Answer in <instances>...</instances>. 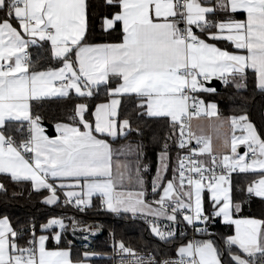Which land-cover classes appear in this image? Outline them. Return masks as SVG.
Wrapping results in <instances>:
<instances>
[{
	"label": "snow or ice",
	"instance_id": "snow-or-ice-1",
	"mask_svg": "<svg viewBox=\"0 0 264 264\" xmlns=\"http://www.w3.org/2000/svg\"><path fill=\"white\" fill-rule=\"evenodd\" d=\"M97 23L100 35L109 37L119 26L118 42H96ZM46 44L47 56L41 51ZM250 76L264 94V0H0V174L17 184L30 182L46 205L63 200L84 212L98 196L111 213L153 217L151 232L165 242L180 224L199 233H209L217 218L235 226L219 246L213 239L181 245L179 261L137 255L117 242L132 264H252L257 253L264 257V220L234 218L242 201L234 200L232 173H259L246 193L264 200V134L247 112L222 120L217 104L201 98L217 91L209 86L214 78L239 91L248 88ZM73 94L80 102L70 122L58 121L56 134H46L34 108ZM101 96L93 110L90 104ZM126 101L132 113L126 114ZM133 115L167 120L171 128L157 154L152 194L159 198L152 202L143 190L141 172L149 165L141 161L142 145L114 149L110 142L143 135ZM202 117L217 119L211 127L222 153H214L211 137L193 131V118ZM169 140L178 149L175 163ZM114 154L135 155L134 175L130 163L114 168ZM205 154L211 159H201ZM125 180L141 190L125 193ZM0 192L7 193L4 183ZM160 218L169 224L162 228ZM69 219L74 234L78 228L98 230ZM38 227L40 235L31 220L13 227L0 217V264H86L93 255L85 251L74 261L70 247H46L50 236L62 240L65 217Z\"/></svg>",
	"mask_w": 264,
	"mask_h": 264
},
{
	"label": "trees",
	"instance_id": "trees-1",
	"mask_svg": "<svg viewBox=\"0 0 264 264\" xmlns=\"http://www.w3.org/2000/svg\"><path fill=\"white\" fill-rule=\"evenodd\" d=\"M96 28V42L118 41L119 26H117V31L110 37L107 35H100L98 23ZM49 48L50 45L46 44L45 48L41 49L45 56L50 54L48 52ZM35 52L36 48L31 47V54L34 59ZM40 63H44V61H40ZM51 63L54 64L55 62L53 61ZM45 66L48 65L45 64ZM201 98L206 102H216L218 112L221 115L232 116L247 112L249 119L257 126L258 131L264 134V94H261L259 90L255 89L251 76L246 90L238 91L234 87L225 86L223 84L215 93H205ZM103 99V96L96 99L90 104V107L94 110L95 103L103 102ZM77 102L80 101L76 100L73 94V99L43 103L42 106L34 108V111L38 112L43 117V120H47L54 124L58 121L70 122L68 117L71 115L74 104ZM125 103L127 105L126 114L132 113L133 109L131 102L126 101ZM133 119L134 126L139 125L143 130V135L137 136L133 134L128 137L127 140L142 145L141 151L143 156L141 157V161L149 165L148 171H142V175L145 178L149 190L148 198L150 200H155L159 197L152 194V178L156 175L157 154L161 150L165 134L171 133V128L167 120H155L147 117H144L142 120H135L134 115ZM24 127L26 129L27 125L25 124ZM176 135L178 136V131ZM173 139H175V137ZM124 140L125 139L121 138L114 141V143ZM168 143L171 146L170 155L172 161L175 163L178 149L175 147L173 140H169ZM167 177L169 179L172 178L171 171H169ZM232 178L234 200L242 201L240 214L264 219V200L256 197L249 198L246 194V187L254 180L255 175L250 173H236ZM0 181L4 183L7 188L6 194L0 192V217L7 216L13 227H17L19 224L31 220L37 225V235L42 234L38 227L39 224L57 214L61 206L44 204L42 202V196L31 189L30 182L17 184L10 179H5L3 174L0 175ZM205 203L208 206L207 193L205 196ZM99 208L100 202L96 200L92 203V206L89 207L92 212L81 215V219L84 222L88 220L100 221L104 225L106 232L101 238L95 241L94 248L91 249L100 254L98 257L92 259L93 264H113L109 256L112 251L110 246V231L114 233L117 242L122 241L127 247L153 250L160 258L175 255L177 253V249L181 244L173 241H161L159 237L152 234L149 225L143 218L133 217L131 214L127 213L117 215L110 211L100 210ZM233 234V226L225 225L217 218L216 222L209 227V233L200 234L199 241L213 239L219 246L222 244V236ZM62 237V240L57 243L50 236L48 246L51 248L70 247L73 260L83 259L85 249L79 246L69 236L62 235ZM68 241L72 242L71 245L68 244ZM235 251L238 254H242L238 248H236ZM252 264H264V257L257 254L252 258Z\"/></svg>",
	"mask_w": 264,
	"mask_h": 264
},
{
	"label": "built area",
	"instance_id": "built-area-1",
	"mask_svg": "<svg viewBox=\"0 0 264 264\" xmlns=\"http://www.w3.org/2000/svg\"><path fill=\"white\" fill-rule=\"evenodd\" d=\"M191 146H193V147L196 146L194 140L192 141ZM244 151H246V149ZM243 152H241V154H243ZM214 153L219 154L220 152L214 151ZM201 159L210 160L211 157L209 156V158H206V156L204 155L201 157ZM236 173H238V171L233 172L232 176ZM61 197H63V194ZM60 206H61L60 211L53 216L65 217V224L67 225V231H63L62 235L69 236L79 246L83 247L86 250L93 249L95 241L97 239L101 238L106 233L104 225L98 220H88L85 222L82 221L81 215H86V214L92 212V210L89 208L86 209L84 212H79L78 210H76L72 206L63 205V200H61ZM99 209L103 210V211H107L106 208L101 205V203H100ZM53 216H51V217H53ZM71 217H75V219L78 221H81L83 225H88V226H91L94 229H98V230L89 233V232L82 231L80 228H78L74 234L73 230H72V221H71V219H69ZM135 217L143 218L145 220V222L149 225V228L151 229L149 221H153L154 220L153 217H150V216L144 217L141 215H137ZM46 221H44V222H46ZM157 222L161 225L162 228L165 225L169 224V222L164 218H160ZM57 230L59 231V229H57ZM175 233L176 234L169 241L178 242L181 245L187 244L189 241H193V242L199 241V236L201 234L199 232H196L191 226H186L185 224L178 225L175 229ZM109 235H110V239H111L110 240V246L112 249L109 256L111 257L113 264H132V256L120 252L119 248L117 246H114L117 244V241L114 237V233L112 231H110ZM130 248H132V247H130ZM133 249L135 250L137 255H142L145 257L148 256L149 253H151L155 257V259L158 261H160V260L179 261V259H180L178 253H176L175 255L165 256L163 258H160L153 250H145V249H140V248H133Z\"/></svg>",
	"mask_w": 264,
	"mask_h": 264
},
{
	"label": "crops",
	"instance_id": "crops-1",
	"mask_svg": "<svg viewBox=\"0 0 264 264\" xmlns=\"http://www.w3.org/2000/svg\"><path fill=\"white\" fill-rule=\"evenodd\" d=\"M210 2H214V0H210ZM237 18H242V17H237ZM115 42H118V41H115ZM219 46H222V47H226L227 45L226 44H221V45H219ZM230 50H232V49H230ZM29 51H30V53H31V48L29 49ZM222 85H223V83H222ZM209 102H213V101H209ZM207 103V102H206ZM216 103V102H215ZM218 108V107H217ZM218 116H219V118L220 119H227L228 117H230V116H226V115H221L219 112H218ZM94 119V118H93ZM60 122H65V121H60ZM215 123H217V119L215 118V117H202V118H193V120H192V129H193V131H195V132H197V134H203V135H205V136H209V137H211V144H212V147H213V150L214 151H218V152H220V153H222L223 152V145H222V142L220 141V140H218L217 139V137H216V134H215V132L213 131V129H212V127H211V125H213V124H215ZM55 125V124H54ZM45 127V126H44ZM201 130H202V132H201ZM45 131H46V127H45ZM223 131H225V132H228L229 130H228V126L227 125H225V127H224V129H223ZM46 134H48L47 132H46ZM237 134H239V133H237ZM229 135H230V132H229ZM110 142L111 143H113V147H114V149H118V148H120V146L121 145H124V144H128V143H131L133 146H135V145H137L135 142H131V141H129V140H124V141H120V142H112L111 140H110ZM245 150V147L243 146V145H240L239 147H238V152H243ZM205 156H206V158H209V156L207 155V154H205ZM135 159H136V157H135V155H115L114 154V156H113V163H114V168H115V164L117 163V162H120V163H130V164H132L133 165V175H134V162H135ZM238 173H240V172H238ZM248 173H250V174H253V175H255V178H254V180L253 181H256V180H258L259 178H260V175H259V173H253V172H248ZM240 174H246V173H240ZM0 175H2V174H0ZM141 175H142V172H141ZM142 177H143V175H142ZM233 177V176H232ZM233 179V178H232ZM143 181H144V184H143V190L145 191V198L147 199V201L149 200V201H151L149 198H148V194H149V190H148V188H147V185H146V182H145V178L143 177ZM252 181V182H253ZM252 182H250V183H252ZM0 183H2L1 181H0ZM249 183V184H250ZM248 184V185H249ZM248 185H247V187H248ZM247 187H246V189H247ZM122 190L125 192V193H127V192H134V191H140L141 190V187H140V185L139 184H136L135 183V181L133 180L131 183L130 182H128L127 180H125V182H124V187L122 188ZM206 193H207V190H205V193H204V198H205V196H206ZM208 194V193H207ZM247 194V193H246ZM60 195L62 196V193H60ZM252 197H255V196H252ZM256 198H258V197H256ZM261 199V198H260ZM98 201V202H100V198L98 197V196H93V198H92V203L94 202V201ZM156 200V199H155ZM152 201H154V200H152ZM208 206L206 205V203H205V208H207ZM107 210V209H106ZM108 211V210H107ZM127 214H131V213H127ZM132 215V214H131ZM139 215V214H138ZM244 217H251V218H255V219H260V220H264V219H262V218H260V217H255V216H245V215H241L240 214V212L239 213H236V212H234V218H244ZM220 219V221L222 222V219L221 218H219ZM223 223V222H222ZM233 228H234V234H235V226H233ZM43 234H48V233H43ZM233 234V235H234ZM38 235H40V234H38ZM57 242V241H56ZM46 247L47 248H49V249H51V250H55V249H57V248H64V247H53V248H51V247H49L48 246V241L46 242ZM180 247V246H179ZM85 251H88V252H91V253H93V255H91L90 257H88L87 258V262H86V264H93L92 263V259L94 258V257H98L100 254L99 253H97V252H95V251H93V250H86L85 249ZM84 251V252H85ZM257 254H259V253H257ZM256 254V255H257ZM70 255H71V258H72V250H71V252H70ZM240 255H242V256H244V258L245 259H249L245 254H240ZM73 259V258H72ZM75 261V260H74Z\"/></svg>",
	"mask_w": 264,
	"mask_h": 264
},
{
	"label": "water",
	"instance_id": "water-1",
	"mask_svg": "<svg viewBox=\"0 0 264 264\" xmlns=\"http://www.w3.org/2000/svg\"><path fill=\"white\" fill-rule=\"evenodd\" d=\"M209 86L215 88L216 90H219L221 88V86H222V82L214 78L210 82ZM42 123L46 127V132L48 134H50V135H55L56 134L54 123L49 122L47 120H43Z\"/></svg>",
	"mask_w": 264,
	"mask_h": 264
},
{
	"label": "rangeland",
	"instance_id": "rangeland-1",
	"mask_svg": "<svg viewBox=\"0 0 264 264\" xmlns=\"http://www.w3.org/2000/svg\"><path fill=\"white\" fill-rule=\"evenodd\" d=\"M162 191V190H161ZM135 192H138V191H134V192H132V193H135ZM146 199V198H145ZM147 200V199H146ZM149 201V200H148ZM149 202H152V200L151 201H149Z\"/></svg>",
	"mask_w": 264,
	"mask_h": 264
}]
</instances>
